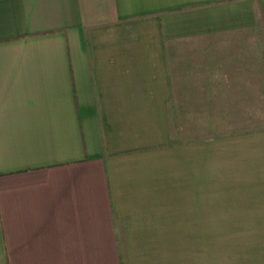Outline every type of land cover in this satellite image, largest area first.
Returning <instances> with one entry per match:
<instances>
[{
    "label": "crops",
    "instance_id": "0c3cea01",
    "mask_svg": "<svg viewBox=\"0 0 264 264\" xmlns=\"http://www.w3.org/2000/svg\"><path fill=\"white\" fill-rule=\"evenodd\" d=\"M254 78L264 0H0V264H207Z\"/></svg>",
    "mask_w": 264,
    "mask_h": 264
},
{
    "label": "rangeland",
    "instance_id": "374dc122",
    "mask_svg": "<svg viewBox=\"0 0 264 264\" xmlns=\"http://www.w3.org/2000/svg\"><path fill=\"white\" fill-rule=\"evenodd\" d=\"M253 89L257 93H254L255 102L247 110L251 118L239 121L251 127V132L247 134L253 135V141L246 144V150L239 148L236 159L232 161L233 166L239 169L252 167L258 171L252 172V175L243 174L238 183L239 189L235 191L240 199L253 198L250 199L253 205L250 202L248 207L234 206L233 216L223 214L222 222H207V264H214L217 259L221 264H264V221L257 220L258 213L261 209L264 210V206L258 204L264 202V78H254ZM250 100L253 101V98ZM254 202H257L258 206ZM209 212L207 207V215ZM236 213L239 218L252 217L253 220L227 219L236 217ZM213 234L219 236H210Z\"/></svg>",
    "mask_w": 264,
    "mask_h": 264
}]
</instances>
